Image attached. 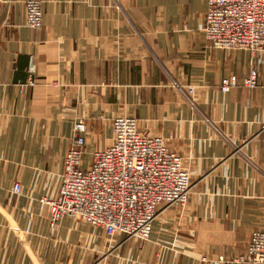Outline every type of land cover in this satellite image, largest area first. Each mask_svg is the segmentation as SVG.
<instances>
[{
    "label": "crops",
    "instance_id": "0c3cea01",
    "mask_svg": "<svg viewBox=\"0 0 264 264\" xmlns=\"http://www.w3.org/2000/svg\"><path fill=\"white\" fill-rule=\"evenodd\" d=\"M27 1L0 0V264H233L264 231V52L214 48L208 0H39L38 30ZM253 69L257 88L221 91ZM120 115L184 158L187 206L144 242L68 217L52 230L39 200L60 189L75 123L89 125L88 162Z\"/></svg>",
    "mask_w": 264,
    "mask_h": 264
},
{
    "label": "built area",
    "instance_id": "2783aa9c",
    "mask_svg": "<svg viewBox=\"0 0 264 264\" xmlns=\"http://www.w3.org/2000/svg\"><path fill=\"white\" fill-rule=\"evenodd\" d=\"M25 9L27 26L41 29L42 2L28 0ZM203 30L216 49L257 56L264 52V0H208ZM238 87L257 88V70L243 81L236 76L224 79L221 91L228 93ZM89 130L85 121L75 123L72 146L63 159L60 189L55 196L39 200L48 209L51 229L56 230L68 217L100 228L108 237L150 240L162 211L184 209L189 202L193 184L184 158L163 137L143 133L137 118L120 115L113 121L111 144L95 150L86 162ZM12 191L20 195L21 185L15 183ZM225 262L223 257L211 261ZM231 262L264 264V231L254 232L247 251Z\"/></svg>",
    "mask_w": 264,
    "mask_h": 264
},
{
    "label": "rangeland",
    "instance_id": "374dc122",
    "mask_svg": "<svg viewBox=\"0 0 264 264\" xmlns=\"http://www.w3.org/2000/svg\"><path fill=\"white\" fill-rule=\"evenodd\" d=\"M176 87L177 88H179L180 90H183L184 92H185V95H186V97L188 98V100L189 101H191V102H194V99H193V95H194V93L192 92V90L191 89H193V86H191V85H189L188 87H182V86H180L179 84L177 85L176 84ZM195 89V88H194ZM78 122V121H77ZM88 125V124H87ZM89 126V125H88ZM87 155V154H86ZM87 157V159H88V156H86ZM190 174H191V172H190ZM233 260V259H232Z\"/></svg>",
    "mask_w": 264,
    "mask_h": 264
}]
</instances>
